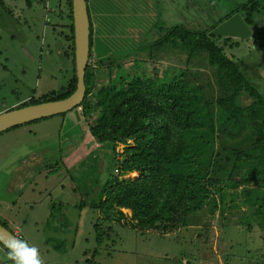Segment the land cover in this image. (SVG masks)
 I'll return each mask as SVG.
<instances>
[{
	"label": "rangeland",
	"instance_id": "rangeland-1",
	"mask_svg": "<svg viewBox=\"0 0 264 264\" xmlns=\"http://www.w3.org/2000/svg\"><path fill=\"white\" fill-rule=\"evenodd\" d=\"M54 1L33 0L29 5L27 0H0V114L32 97L38 99L60 90L72 77V73L62 71L66 65L55 50L58 39L63 41L69 32L60 27L63 21L52 13ZM136 1L135 10L119 14L116 10L115 15L111 13L112 20L91 5L96 40L89 64L98 69V87L99 80L108 85L120 73L130 80L134 74L151 73L158 66L171 74L186 70L191 85L201 86L204 103L213 105L217 117L218 99L231 90L223 83V73L209 64L205 53L189 62L187 52L168 42L162 49H153L165 33L151 28L160 16L166 26L185 22L192 29H206L208 23H213L216 9L231 10V1ZM102 6L110 12L107 5ZM263 24L261 21L256 26L259 29ZM219 39L218 44L240 64L246 77L264 92V48L257 49L252 38ZM119 63L121 68L117 67ZM220 112L225 113L222 109ZM211 118L207 126L213 123ZM128 144L132 141L117 145L119 158ZM241 144L246 146L245 142ZM110 168H116L115 159L99 148L86 127L81 108L64 117L6 131L0 135V221L37 246L45 264H86L95 249L98 254L94 264L264 263V231L255 224L249 233L240 225L229 228L225 220L228 213L213 214L210 206L197 214L196 223L169 233L134 230L128 223L131 212L125 209V219H120L117 210L109 215L90 207L80 211L78 205L88 191L87 202L98 199L100 192L93 189L97 176ZM112 173L118 174L116 169ZM137 176L130 174L123 179ZM51 211L54 215L50 221ZM96 228L108 234L102 245L96 242ZM5 259L0 246V264Z\"/></svg>",
	"mask_w": 264,
	"mask_h": 264
},
{
	"label": "trees",
	"instance_id": "trees-1",
	"mask_svg": "<svg viewBox=\"0 0 264 264\" xmlns=\"http://www.w3.org/2000/svg\"><path fill=\"white\" fill-rule=\"evenodd\" d=\"M32 1L27 0L29 5ZM132 1L87 0L90 58L96 40L91 5L97 12L102 9V16L112 20L111 13L135 10L138 1ZM228 1H231V10L224 8L218 12L216 9L213 23H208L206 29H192L185 22L166 26L160 16L151 28L165 33L152 45L153 49H162L168 42L175 49L187 52L189 62L205 53L209 64L223 73V83L231 90L218 99L217 117H214L213 105L204 103L201 86L191 85L186 70L171 74L169 69L158 66L151 73L134 74L130 80L120 73L117 80H111L108 85L99 80L101 86L98 87V69L88 64L86 96L78 108L89 133L108 158L115 159L116 168L106 169L97 176L93 189H98L100 196L95 202H87L88 191L86 198L80 200V211L90 207L109 215L117 210L120 219H125L122 212L125 209L131 212L128 223L134 230L169 233L196 223L197 214L210 206L213 214L228 213L225 220L229 228L240 225L249 233L255 224L264 231V92L218 44L220 39L209 35L218 25L240 13L253 30L254 46L264 48V24L259 29L256 26L264 21V0ZM102 5H107L110 12ZM53 8L52 13L63 21L60 27L68 28L69 32L65 33L63 41L58 39L55 50L66 65V70L62 71L72 73V77L60 90L38 99L32 97L17 108L63 100L77 89L72 0H56ZM141 48L148 49L147 46ZM117 67L121 68L122 64ZM111 70L109 67V77L113 79ZM221 109L225 113L220 112ZM209 117L213 123L207 126ZM129 140L132 144L126 145L123 157L119 158L117 145ZM115 169L117 175L112 173ZM137 173L134 179H123ZM51 212L50 221L54 215ZM0 224L10 230L5 223L0 221ZM96 230V242L102 245L108 234L99 228ZM0 246L6 253L3 245ZM54 248L60 247L55 245ZM97 254L95 249L86 264H94Z\"/></svg>",
	"mask_w": 264,
	"mask_h": 264
},
{
	"label": "water",
	"instance_id": "water-1",
	"mask_svg": "<svg viewBox=\"0 0 264 264\" xmlns=\"http://www.w3.org/2000/svg\"><path fill=\"white\" fill-rule=\"evenodd\" d=\"M75 43L76 91L66 99L8 110L0 114V134L33 121L69 113L78 108L86 96V69L90 60V16L87 0H72ZM216 38H252L253 30L240 13L218 25L210 33ZM0 230L15 235L0 224ZM17 236V235H15ZM18 237V236H17Z\"/></svg>",
	"mask_w": 264,
	"mask_h": 264
},
{
	"label": "clouds",
	"instance_id": "clouds-1",
	"mask_svg": "<svg viewBox=\"0 0 264 264\" xmlns=\"http://www.w3.org/2000/svg\"><path fill=\"white\" fill-rule=\"evenodd\" d=\"M15 235L0 230V244L7 250V258L12 261V264H45L41 251L37 246Z\"/></svg>",
	"mask_w": 264,
	"mask_h": 264
},
{
	"label": "crops",
	"instance_id": "crops-1",
	"mask_svg": "<svg viewBox=\"0 0 264 264\" xmlns=\"http://www.w3.org/2000/svg\"><path fill=\"white\" fill-rule=\"evenodd\" d=\"M4 251V250H3ZM4 253H5V251H4ZM6 254V253H5ZM1 264H12V262L7 258V255H6V259H5V261L3 262V263H1Z\"/></svg>",
	"mask_w": 264,
	"mask_h": 264
}]
</instances>
